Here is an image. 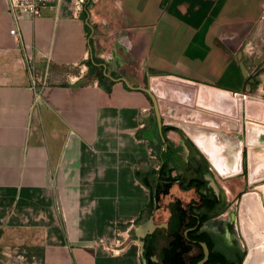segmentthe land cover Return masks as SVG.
I'll return each mask as SVG.
<instances>
[{"label":"crops","instance_id":"crops-1","mask_svg":"<svg viewBox=\"0 0 264 264\" xmlns=\"http://www.w3.org/2000/svg\"><path fill=\"white\" fill-rule=\"evenodd\" d=\"M76 1L21 16L14 36L0 0V264H149L140 226L186 216L207 180L227 205L248 188L180 126L161 130L129 84L164 74L264 98V0H85L79 15ZM25 52L47 79L36 89Z\"/></svg>","mask_w":264,"mask_h":264},{"label":"water","instance_id":"water-1","mask_svg":"<svg viewBox=\"0 0 264 264\" xmlns=\"http://www.w3.org/2000/svg\"><path fill=\"white\" fill-rule=\"evenodd\" d=\"M129 86L141 89L151 97L161 130L164 123L180 126L221 177H231L246 169L248 188L241 194L237 206L242 236L236 227L235 204L221 216L208 219L205 227L222 234L232 246L243 248L240 247L242 253L238 261L243 259L240 264H264V98L164 74L153 75L147 85ZM195 105L213 112L196 109ZM222 115L238 118V121ZM223 128L239 130L243 136L239 138ZM148 137H154V130L149 132ZM244 145H247L245 149ZM186 217L173 218L177 221V233L183 228ZM158 223L140 226L144 248L147 232L154 230ZM162 233L159 235L160 241L155 244V252L163 248ZM179 244L176 241L171 244V251L177 256H181ZM200 244L204 257L198 264H205L209 259L210 248L206 241Z\"/></svg>","mask_w":264,"mask_h":264},{"label":"flooded vegetation","instance_id":"flooded-vegetation-1","mask_svg":"<svg viewBox=\"0 0 264 264\" xmlns=\"http://www.w3.org/2000/svg\"><path fill=\"white\" fill-rule=\"evenodd\" d=\"M207 181L205 182L206 184L205 190L207 193H209L208 196L210 197V199L213 200V206L209 208L208 206L202 204L203 202L200 203L201 205L199 204L198 207L199 210L201 211H197L196 213L195 224L186 226L187 223H189V220L187 219L185 221L183 228L180 229L182 233H180V231L177 233L176 232L177 221L170 218L166 222L165 221L159 222L157 226L154 228V230L151 231L149 230L147 232L145 236L146 238L145 252H147V261L149 264H165L167 260H170L169 258L171 255L167 254L166 252L168 251L167 249L171 247V244L174 241L181 243L179 244V246L181 249V258L183 264H192L194 259H198L197 260V264H198V262L204 257L203 248L200 244V242L204 241V239L199 237V235L204 232H209L211 234V240L214 241L212 242V245L213 247H215V249L217 250L220 249L222 253L226 256V258L229 259V261H233L236 264L239 263L238 260L240 259V255L242 253L241 250L242 247L240 246L241 248L240 247L238 248L237 246L236 247L232 246V244L227 243V240H225L222 234L208 227H205V222L208 219L213 217L215 218L216 216L221 214V212H223L227 207V201L225 199V196L223 195V192L217 191L211 186H209L208 184L209 181L208 182ZM199 200L200 202L202 201L201 196ZM207 210L209 211L207 212ZM202 211L203 212L205 211V214L208 213V218L203 223L199 219L202 216H204L203 215L204 213ZM177 213L178 215H182L183 213H185V211L180 209L179 211H177ZM186 230H188L187 234H186ZM162 232H164L163 248L162 250L155 252L154 251L155 244L160 241L159 235L160 233L162 235L163 234ZM193 233L194 234L196 233V235H194ZM213 254H214L213 251L210 249L209 259L206 261L205 264L214 263L213 261H211Z\"/></svg>","mask_w":264,"mask_h":264},{"label":"trees","instance_id":"trees-1","mask_svg":"<svg viewBox=\"0 0 264 264\" xmlns=\"http://www.w3.org/2000/svg\"><path fill=\"white\" fill-rule=\"evenodd\" d=\"M85 4L86 3H84V5H83L82 12H84V10H85ZM93 61H95V60H93ZM163 152H164L163 156L161 157L163 164L159 168V173L161 176L163 175L164 179H167L168 181H173L175 178L169 174V173H171V168H167L166 165L170 161H173L175 159V155L177 154V149L172 148L171 150H169V146H167ZM193 186H195L197 189L202 188L205 186L204 181L199 180V179L190 180L189 183L187 185H185V187H187V188H190ZM200 196H201V200H202L201 202L199 200V203H198V201L196 203L192 202V203H189L187 206L186 220L188 219L189 223H187L186 226L196 223V213H197V211H201V210H199V207H198L200 203L203 202L202 204L208 206L209 208L213 206V200L210 199L208 194L202 193V194H200ZM208 211L209 210H207V212ZM203 213H204L203 214L204 216L199 218L202 223L208 218V213L205 214V211ZM194 235H196V233ZM199 237L204 239V241H206L208 243L210 249L213 251L214 254H213V257L211 258V261L221 262L222 264H236L233 261H229V259L226 258V256L222 253V251L220 249L217 250V249H215V247H213L212 242H214V241L211 240V234L209 232H204V233L200 234ZM171 249H172V247H169L167 249L168 251L166 253L171 255L172 257L170 256V258H169L170 260H167L165 262V264H183L181 256L174 255L172 253ZM178 259H179V261H178ZM197 260L198 259H194L192 264H197ZM242 260L243 259H241L238 264H240V262H242Z\"/></svg>","mask_w":264,"mask_h":264},{"label":"built area","instance_id":"built-area-1","mask_svg":"<svg viewBox=\"0 0 264 264\" xmlns=\"http://www.w3.org/2000/svg\"><path fill=\"white\" fill-rule=\"evenodd\" d=\"M58 0H7L8 9L13 14L15 18V24L10 29V33L14 36H19V26L18 22L23 15H29L31 17L41 16L44 10L49 7L52 3ZM85 0H77L76 7L78 10V15L83 10ZM264 17V14H263ZM26 67L29 72L32 86L36 89L39 85H44L47 83L45 76L41 75L36 64L35 58L28 52L24 54ZM116 244L123 243L122 237L119 235L116 238Z\"/></svg>","mask_w":264,"mask_h":264},{"label":"rangeland","instance_id":"rangeland-1","mask_svg":"<svg viewBox=\"0 0 264 264\" xmlns=\"http://www.w3.org/2000/svg\"><path fill=\"white\" fill-rule=\"evenodd\" d=\"M246 171V169H245ZM247 174V173H246ZM233 180V179H232ZM240 197H241V194H237L235 196H232L231 199L232 201H230V203L227 205V209L225 211H227L233 204H235V208H236V227L241 235V230H240V226H239V219L237 218V212H238V209H237V206H238V203H239V200H240ZM242 236V235H241ZM243 238V237H242ZM244 240V239H243Z\"/></svg>","mask_w":264,"mask_h":264}]
</instances>
